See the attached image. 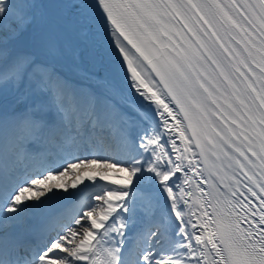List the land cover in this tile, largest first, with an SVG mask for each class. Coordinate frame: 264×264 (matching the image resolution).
Returning a JSON list of instances; mask_svg holds the SVG:
<instances>
[{
  "label": "snow or ice",
  "instance_id": "6c2138e0",
  "mask_svg": "<svg viewBox=\"0 0 264 264\" xmlns=\"http://www.w3.org/2000/svg\"><path fill=\"white\" fill-rule=\"evenodd\" d=\"M37 7L0 0L57 115L0 117V264H264V0H61L81 88L15 47Z\"/></svg>",
  "mask_w": 264,
  "mask_h": 264
},
{
  "label": "rangeland",
  "instance_id": "374dc122",
  "mask_svg": "<svg viewBox=\"0 0 264 264\" xmlns=\"http://www.w3.org/2000/svg\"><path fill=\"white\" fill-rule=\"evenodd\" d=\"M49 21H52V20H49ZM29 24H30V26L28 25L27 28L25 29V31L16 40L15 47H17L19 50H21L23 52L33 54L35 57H37L38 60L47 64L49 66V69L51 71H54L55 73H57L60 77H61L62 73H67L66 68H68L71 71L72 70L76 71V69H77L76 65H78V64L74 63L72 60V59H75L72 57L75 50H74L73 54L70 53L71 51L67 50V47L65 46L63 39L61 40L62 42L59 41L60 42L59 43L58 40H59V38L61 39V37L56 38L55 37L56 32L54 30H51L49 28V25H46V27H45L44 24H40L38 31L35 33L36 34L35 42H33L34 40L32 38H30V36L33 34L31 31V29H32L31 28V22ZM46 30H47V32H46ZM43 34H44V36H43ZM50 35H52V36H50ZM50 43H51V45H50ZM63 47L65 50L63 49ZM78 50L79 49H77L76 51H78ZM52 52L55 54H53ZM65 56H67V58H65ZM68 57L71 60V62H69L70 60L68 59ZM42 59H44V60H42ZM60 59H62V60H60ZM65 59H67V60L65 61ZM57 60L59 62H57ZM71 64H73V67ZM67 74H69L72 77L78 76V75H74L75 73H73L72 75L70 73H67ZM83 82L86 83L87 81L83 80ZM85 83H84V85H85ZM84 85L82 84L81 86L83 87ZM0 88H2L5 93H7L5 95V97L2 99V101L0 102V114H2L3 110L6 107H11V108L13 107V109H17L18 114L22 113L23 111H25L29 107H33L32 104L34 102V98H35L34 96H39V99L42 100V102H43V104H44V106L48 112L52 109V106L50 104L48 97L40 94L36 90L34 84H30L28 82H25L22 85H18V86L8 85L7 87H4L3 84H0Z\"/></svg>",
  "mask_w": 264,
  "mask_h": 264
},
{
  "label": "bare ground",
  "instance_id": "6f19581e",
  "mask_svg": "<svg viewBox=\"0 0 264 264\" xmlns=\"http://www.w3.org/2000/svg\"><path fill=\"white\" fill-rule=\"evenodd\" d=\"M31 1L33 3H35L36 5H38V7L35 9V19L31 22V28H32L31 31L33 34L30 36V38H32L34 40L33 42H35V39H36L35 33L38 31L40 24H44L45 27H46V25H49V28L56 32L55 37L56 38L61 37V39L59 38L58 42L63 39L64 44L67 47V50L71 51L70 53H72V54L75 50L74 54L72 55V57L75 59H72V60L74 63L78 64V65H76L77 69H76V71H73V70L71 71L68 68H66L67 73H70L71 75L73 73H75L74 75H78L82 79H85L86 73H88L92 68L91 56H90V53L83 47V45L81 44V42L79 40L78 33L76 31L75 22L73 20L67 18L66 15L62 12V10L58 7L61 0H31ZM49 20H52V21H49ZM46 32H47V30H46ZM43 36H44V34H43ZM50 36H52V35H50ZM50 45H51V43H50ZM76 48L79 49L80 51L79 50L76 51L77 50ZM63 49H64V47H63ZM53 54H55V53H53ZM65 58H67V56H65ZM68 59H69V57H68ZM113 59H115V56H113ZM42 60H44V59H42ZM60 60H62V59H60ZM66 60L67 59H65V61ZM57 62H59V61L57 60ZM69 62H71V60ZM71 65L73 67V64H71ZM78 76H75V78H77ZM34 97H35L34 102L32 104L33 107L37 104L44 105L42 100L39 99V96H34ZM39 115L42 118L51 122L50 118H51L52 114L49 113L45 107L43 108V111L39 113ZM81 187H82V185H81ZM133 231H135V229H133Z\"/></svg>",
  "mask_w": 264,
  "mask_h": 264
},
{
  "label": "trees",
  "instance_id": "16d2710c",
  "mask_svg": "<svg viewBox=\"0 0 264 264\" xmlns=\"http://www.w3.org/2000/svg\"><path fill=\"white\" fill-rule=\"evenodd\" d=\"M18 3L20 4H24L26 3V0H18ZM4 26L5 27H8V26H14V21L12 19L8 20V21H5L4 22Z\"/></svg>",
  "mask_w": 264,
  "mask_h": 264
},
{
  "label": "water",
  "instance_id": "95a60500",
  "mask_svg": "<svg viewBox=\"0 0 264 264\" xmlns=\"http://www.w3.org/2000/svg\"><path fill=\"white\" fill-rule=\"evenodd\" d=\"M28 2H29V0H28Z\"/></svg>",
  "mask_w": 264,
  "mask_h": 264
}]
</instances>
